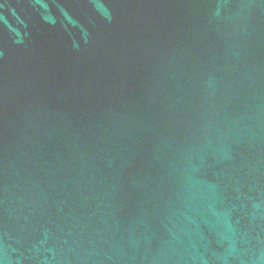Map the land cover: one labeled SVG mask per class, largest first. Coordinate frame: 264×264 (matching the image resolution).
Wrapping results in <instances>:
<instances>
[{"label": "water", "instance_id": "water-1", "mask_svg": "<svg viewBox=\"0 0 264 264\" xmlns=\"http://www.w3.org/2000/svg\"><path fill=\"white\" fill-rule=\"evenodd\" d=\"M0 264H264V0H0Z\"/></svg>", "mask_w": 264, "mask_h": 264}]
</instances>
